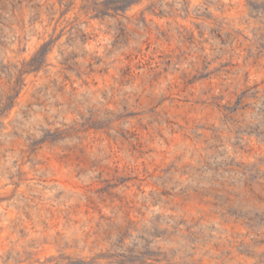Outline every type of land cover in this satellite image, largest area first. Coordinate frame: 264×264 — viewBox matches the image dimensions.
<instances>
[{
	"label": "clouds",
	"instance_id": "9594fccd",
	"mask_svg": "<svg viewBox=\"0 0 264 264\" xmlns=\"http://www.w3.org/2000/svg\"><path fill=\"white\" fill-rule=\"evenodd\" d=\"M91 4L0 0V264H264V0Z\"/></svg>",
	"mask_w": 264,
	"mask_h": 264
},
{
	"label": "rangeland",
	"instance_id": "374dc122",
	"mask_svg": "<svg viewBox=\"0 0 264 264\" xmlns=\"http://www.w3.org/2000/svg\"><path fill=\"white\" fill-rule=\"evenodd\" d=\"M57 3L61 5V8L64 11H71V10H75L78 11L81 14L87 15L89 10H93L92 9V4H91V0H82L81 4L79 5V7L77 8L75 5V0H70V3L72 4V9H69L67 5H65L64 0H57ZM61 19H63V13L61 15ZM151 43H146L145 48L142 50L143 52H149L151 51ZM134 54L132 55L129 60H128V64L127 67L129 69L132 70L133 74H135L137 68L139 65H146L148 63H150L153 59V56L151 55H143V54ZM169 54L167 51L160 53L161 56L163 55H167ZM159 58V57H157ZM189 85L187 84V82L180 84L177 88L176 93L174 94L173 98L174 99H178L182 96V93L184 90L187 89ZM181 125H183V121L180 122ZM89 136H97V135H104L103 133H96L94 130H90L88 133ZM50 159H53L50 157ZM81 159V154L80 152H74V153H68L66 154V159H61V158H54V163L57 165H64L65 163H71V164H75L77 163L79 160ZM117 171H121L120 169H117ZM143 174L136 176L135 179L140 180L143 179ZM104 187L103 184L98 185L97 188L98 189H102ZM198 198L196 200L193 201V206H195L198 203ZM121 203H123V201H121ZM199 206L201 208H204L206 210V205L203 203H199ZM89 212V214L91 213V210H86ZM55 260V257H52L47 264H52V261Z\"/></svg>",
	"mask_w": 264,
	"mask_h": 264
}]
</instances>
